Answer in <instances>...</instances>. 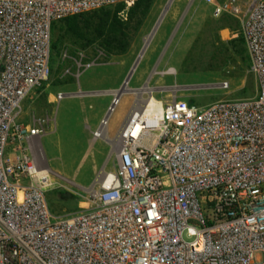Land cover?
I'll return each instance as SVG.
<instances>
[{
  "label": "built area",
  "instance_id": "2783aa9c",
  "mask_svg": "<svg viewBox=\"0 0 264 264\" xmlns=\"http://www.w3.org/2000/svg\"><path fill=\"white\" fill-rule=\"evenodd\" d=\"M204 1L239 22L256 94L201 107L135 99L113 167L85 206L55 216L38 157L49 118L24 116L50 76L52 24L118 4L125 18L136 0H0V264H264V0ZM61 59L77 79L108 62L99 46Z\"/></svg>",
  "mask_w": 264,
  "mask_h": 264
},
{
  "label": "rangeland",
  "instance_id": "374dc122",
  "mask_svg": "<svg viewBox=\"0 0 264 264\" xmlns=\"http://www.w3.org/2000/svg\"><path fill=\"white\" fill-rule=\"evenodd\" d=\"M166 3L167 0H155L153 15L147 23L142 25L134 37L137 40L135 50L127 55L123 54L124 56L121 57L125 61V68L128 69L127 74L139 53L138 48L142 47L145 36L153 28L157 15L161 13L160 11L163 10ZM208 5L210 4L204 0H173L170 6ZM116 6L106 8L114 9ZM230 24L234 30V36L231 37H222L215 25H192L190 27L191 34L195 32L196 37L192 47L185 55V57H190V63L182 65L179 74L161 75L153 73L147 86L153 87L157 82V84H160V87L152 89L154 96L165 101L176 94L180 99L188 102L193 101V105L201 107L220 99L255 95L257 92L256 79H254L253 85H249L245 79L233 76V69L230 66L218 67L220 62L215 61V58L212 59L214 42L217 41V37L224 41L238 36L242 37L239 22L231 19ZM173 36L171 34L169 39ZM95 46L97 45L94 44L82 49L92 55ZM66 48L69 52H72L80 47L69 40H63L58 48H51L50 76L24 102V116L26 118L32 114L49 118L50 127L48 132L41 138L42 148L38 150V157L40 165L49 170L53 181V185L46 192V199L50 211L55 216L72 212L80 206L86 205L85 200L88 191L94 188L97 183L95 173H98L99 176L101 171L113 167V153L115 150V144L113 146L111 141L96 138L91 130L97 125L95 119L105 116L103 107H105L106 98L109 97L108 92H94V96L86 99L73 96H82L85 94L83 92L78 94L70 92L74 88H78L77 82L85 81L98 68L110 66L108 63L111 57H107V63L97 65L85 71V73L83 72L84 74L82 73L83 75L81 74L77 79L72 75V73H75L73 68L70 69V73H64L65 69L70 66L69 62H63L61 59L62 52ZM163 49H166V46ZM156 60L154 57L151 63ZM142 62L143 58L127 85L128 90L120 96L114 110L108 117V134L106 132V137L114 138L133 101L139 97V94L132 90V86L135 85V79L143 66ZM183 68L187 69L184 71ZM110 70L109 72H115L112 68ZM174 80L178 84L173 87H164ZM223 81L229 83L228 89L220 87ZM108 85V83H97L92 88L99 89V87H107ZM58 92L65 93V96L60 100H56ZM146 95V92L140 93V97ZM96 170L98 171L96 172Z\"/></svg>",
  "mask_w": 264,
  "mask_h": 264
},
{
  "label": "trees",
  "instance_id": "16d2710c",
  "mask_svg": "<svg viewBox=\"0 0 264 264\" xmlns=\"http://www.w3.org/2000/svg\"><path fill=\"white\" fill-rule=\"evenodd\" d=\"M154 2L155 0H136L125 18L119 14L123 5L118 4L114 9L101 8L55 21L51 27V48H58L63 40H69L80 48L96 44L105 51L108 58L126 54ZM230 20V16L224 15L217 20H208L206 25H215L219 30L225 25H230ZM189 58L185 57L182 65L190 63ZM213 58L220 62L218 67L230 66L233 76L245 79L249 85L254 84L250 57L241 36L227 41L217 37ZM183 69L185 71L187 68ZM189 104L193 105V101Z\"/></svg>",
  "mask_w": 264,
  "mask_h": 264
},
{
  "label": "crops",
  "instance_id": "0c3cea01",
  "mask_svg": "<svg viewBox=\"0 0 264 264\" xmlns=\"http://www.w3.org/2000/svg\"><path fill=\"white\" fill-rule=\"evenodd\" d=\"M154 7L155 6H152L144 23H147V21H149L150 17L153 15ZM160 14L161 13H159V15ZM159 15H157V17H159ZM217 19L219 18H215L212 16V5L211 4L208 6H170L169 10H167L163 20L161 21L156 33L154 34L148 48L146 49L142 57L143 66L139 72V75L135 79V85L132 86V90L139 89L145 84H148V81L150 78L147 76L151 74L152 70H154V73L161 74V75H167V74H172V73L179 74L180 69L182 68V62L185 58V55L187 51L192 47V44L196 37L195 32L191 34L190 27L194 24H199L203 26L206 24L208 20H217ZM231 19H235V18L231 17ZM177 25H178V28L175 31V28L177 27ZM218 32L222 37L234 36V30L232 29L231 24L225 25L224 27L219 29ZM171 34L172 36L173 35L174 36L169 39ZM136 44H137V40L134 39L129 51L124 55H127L133 52V50H135ZM164 46H166V49H163ZM140 49L141 47L138 48L139 51ZM124 55L111 56L110 61L108 63L110 66H107L108 68L107 67L98 68L97 70L91 73L90 75L91 77H87L85 81L83 82H80V81L77 82L78 88L77 89L74 88L75 90L72 88L73 91L71 90L70 92H73L76 94L80 92L85 93L82 96L73 95V96L81 97L83 99L94 96L95 95L93 94L94 92H99V91L108 92L109 97L106 98L105 103H104L105 107H103V113L105 115L107 113L108 107L111 105L113 101L114 92L120 88V86L122 85L125 79L127 71H128V69L125 68V61H123L121 58ZM154 57H155V60L156 59L157 60L151 63V60ZM114 66L115 68H113ZM110 68H112L113 71L115 72H109L111 71ZM171 69L173 71H171ZM97 83L98 84L108 83L109 85L107 87L105 86L102 88L99 87V89H93L92 88L93 85ZM157 83H155L153 87L151 88L153 89V88L160 87V84H157ZM176 84L178 83H176L174 80L173 82H169L168 84H166L164 87H173ZM110 93H113V94L111 95ZM103 118L104 116L97 117L95 119L97 125L95 128L91 129L92 133L99 128ZM107 134H108V130H107ZM97 171L98 170H96V172ZM95 176L96 178H98L97 177L98 173L97 174L95 173Z\"/></svg>",
  "mask_w": 264,
  "mask_h": 264
},
{
  "label": "water",
  "instance_id": "95a60500",
  "mask_svg": "<svg viewBox=\"0 0 264 264\" xmlns=\"http://www.w3.org/2000/svg\"><path fill=\"white\" fill-rule=\"evenodd\" d=\"M191 1H192V0H191ZM172 2H173V0H167V3H166V5L164 6V8H163L161 14H160L159 17L157 18V21L155 22L153 28H152L151 31L145 36V38H144V42H143V45H142V47H141L139 53L137 54V56H136V58H135V60H134V62H133V64H132V66H131V68H130L128 74L126 75V77H125V79H124V81H123V83H122V85H121L120 88L117 90V93L115 94V96H114V98H113V101H112L111 105L109 106V110L107 111V113H106L105 116H104V120L108 119V117H109L110 114H111L110 110H112V109L114 108V106H115V104L118 102L120 96L126 91V90H124V89H125L124 87H125L126 85H128V83H129V81H130V79H131V77H132L134 71L136 70L138 64L140 63V60L142 59V57H143V55H144L146 49L148 48V46H149V44H150V42H151V40H152L154 34L156 33V31H157V29H158V27H159L161 21L163 20L165 14H166L168 8L170 7V5L172 4ZM182 18H183V17H182ZM182 18H181V19H182ZM178 25H179V24H178ZM178 25H177V27L175 28V31L177 30ZM153 73H154V70H152L151 74L149 75V78H150V76H151ZM137 90H138V89H136V90H134V91L136 92ZM114 103H115V104H114Z\"/></svg>",
  "mask_w": 264,
  "mask_h": 264
},
{
  "label": "bare ground",
  "instance_id": "6f19581e",
  "mask_svg": "<svg viewBox=\"0 0 264 264\" xmlns=\"http://www.w3.org/2000/svg\"><path fill=\"white\" fill-rule=\"evenodd\" d=\"M171 71H173V70L171 69ZM147 85L148 84H145L142 88H140V89H138L136 91V94H139V97L136 99V106L137 107H140L141 105H143V103H144V97H140V93L146 92V93L149 94V97L147 98V101L146 102L150 101V106H154L156 108L158 106L160 108V106H161L160 102L159 101L158 102L156 101L155 97H153L154 95H152V88L150 86H147ZM124 88H125L124 90H126V91L128 90V86L127 85ZM116 93H117V91L114 92V96H115ZM151 97H153V98H151ZM107 120L108 119H106V121H104L103 124L101 125V127L99 129V133L101 134L100 136L102 138H104V139H106L108 141H111V143L113 144V146L115 144V148H116V146H117V139L116 138L106 137ZM103 173H104V170L100 172V174H99V176H98V178H97L96 181H99L101 179Z\"/></svg>",
  "mask_w": 264,
  "mask_h": 264
}]
</instances>
